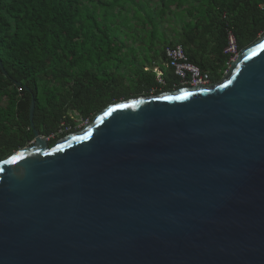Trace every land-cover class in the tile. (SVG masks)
Wrapping results in <instances>:
<instances>
[{
	"label": "water",
	"instance_id": "95a60500",
	"mask_svg": "<svg viewBox=\"0 0 264 264\" xmlns=\"http://www.w3.org/2000/svg\"><path fill=\"white\" fill-rule=\"evenodd\" d=\"M36 108L35 144L0 163V264H264V37L221 81L52 147Z\"/></svg>",
	"mask_w": 264,
	"mask_h": 264
},
{
	"label": "trees",
	"instance_id": "16d2710c",
	"mask_svg": "<svg viewBox=\"0 0 264 264\" xmlns=\"http://www.w3.org/2000/svg\"><path fill=\"white\" fill-rule=\"evenodd\" d=\"M264 37V0H0V163L61 125L181 86L167 49L182 46L213 82ZM164 71L161 82L155 68Z\"/></svg>",
	"mask_w": 264,
	"mask_h": 264
},
{
	"label": "built area",
	"instance_id": "2783aa9c",
	"mask_svg": "<svg viewBox=\"0 0 264 264\" xmlns=\"http://www.w3.org/2000/svg\"><path fill=\"white\" fill-rule=\"evenodd\" d=\"M166 53L169 67L173 68L175 74L179 77L178 84L181 86L180 88L214 84L212 76L208 73H204L200 67L191 62L188 54H186L185 49L182 46L168 48ZM226 54L232 56L230 67L233 63L238 62L240 52L238 51L237 39L233 33L230 34V46L227 48ZM155 72L158 73L159 80L164 82V71L157 67L155 68ZM69 130L70 128L64 123L61 125L58 132L53 135L63 134Z\"/></svg>",
	"mask_w": 264,
	"mask_h": 264
},
{
	"label": "rangeland",
	"instance_id": "374dc122",
	"mask_svg": "<svg viewBox=\"0 0 264 264\" xmlns=\"http://www.w3.org/2000/svg\"><path fill=\"white\" fill-rule=\"evenodd\" d=\"M159 68H161V67H159ZM231 68V67H230ZM228 72H229V70H228ZM228 72H227V74H228ZM226 74V75H227ZM179 88H177L176 90H178ZM175 90V91H176ZM164 93V92H163ZM149 95H153V94H149ZM76 121H77V124H78V129L80 130V132L84 129V127L86 126V125H89V124H92L93 123V120L92 121H83V120H81V119H76ZM55 134V133H54ZM56 137H57V135H51L50 137H47L48 138V142H50V139H51V141L52 140H54V139H56ZM64 139V138H63ZM63 139H60V140H63ZM59 140V141H60ZM33 144H35V142H33ZM32 144V145H33ZM50 144V143H49ZM51 145V144H50Z\"/></svg>",
	"mask_w": 264,
	"mask_h": 264
}]
</instances>
